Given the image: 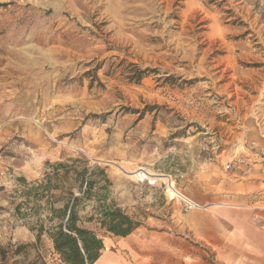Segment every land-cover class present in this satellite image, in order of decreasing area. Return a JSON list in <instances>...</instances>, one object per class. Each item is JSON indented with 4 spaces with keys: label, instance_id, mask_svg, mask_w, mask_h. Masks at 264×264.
<instances>
[{
    "label": "rangeland",
    "instance_id": "rangeland-1",
    "mask_svg": "<svg viewBox=\"0 0 264 264\" xmlns=\"http://www.w3.org/2000/svg\"><path fill=\"white\" fill-rule=\"evenodd\" d=\"M77 157L109 180L79 215L139 222H84L97 264H221L214 204L236 163L264 164V0H0V247L35 241L18 179ZM39 252L60 264L45 236Z\"/></svg>",
    "mask_w": 264,
    "mask_h": 264
},
{
    "label": "trees",
    "instance_id": "trees-1",
    "mask_svg": "<svg viewBox=\"0 0 264 264\" xmlns=\"http://www.w3.org/2000/svg\"><path fill=\"white\" fill-rule=\"evenodd\" d=\"M97 173L109 184L103 169L88 166L85 159L77 157L51 164L42 180L33 181L32 185L20 177L24 199L16 206V214L20 218L34 216L30 228L35 232V241L0 247V264H49L39 252L43 236L49 240L60 264H94L104 250V242L84 222L95 221L117 236H126L137 228L139 222L115 205H102L98 212L79 215L89 200H102L100 191L106 185L95 187ZM42 199L47 210L43 216L37 210ZM30 203L33 207H28ZM21 208L35 210L25 213Z\"/></svg>",
    "mask_w": 264,
    "mask_h": 264
},
{
    "label": "crops",
    "instance_id": "crops-1",
    "mask_svg": "<svg viewBox=\"0 0 264 264\" xmlns=\"http://www.w3.org/2000/svg\"><path fill=\"white\" fill-rule=\"evenodd\" d=\"M244 162L235 164L238 179L229 188L238 195L228 193L226 202L214 204L223 208L220 234L207 242L217 248L221 264H264V164ZM103 259L104 253L94 264Z\"/></svg>",
    "mask_w": 264,
    "mask_h": 264
}]
</instances>
